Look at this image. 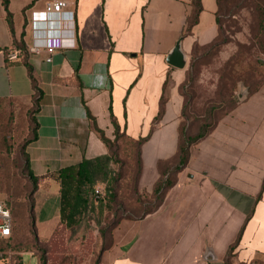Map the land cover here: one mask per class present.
<instances>
[{"label":"crops","instance_id":"obj_1","mask_svg":"<svg viewBox=\"0 0 264 264\" xmlns=\"http://www.w3.org/2000/svg\"><path fill=\"white\" fill-rule=\"evenodd\" d=\"M47 1L9 0L10 29L0 0V98L31 104L28 70L16 59L6 61L5 51L14 50L13 41L28 44L29 13L41 11ZM65 1L73 15V47L53 52L49 62L46 52L28 53L42 91L37 139L26 148L30 168L40 178L36 225L59 220L53 176L61 168L108 155L99 131L112 141V119L126 137L147 138L139 186L152 191L157 163L176 154L182 120L186 69L167 65L166 55L180 39L188 58L194 45L206 46L217 34L215 0H201L198 22L185 36L191 0ZM262 186L264 80L191 148L187 166L154 212L119 223L104 264H224L244 221L232 264H264Z\"/></svg>","mask_w":264,"mask_h":264},{"label":"rangeland","instance_id":"obj_2","mask_svg":"<svg viewBox=\"0 0 264 264\" xmlns=\"http://www.w3.org/2000/svg\"><path fill=\"white\" fill-rule=\"evenodd\" d=\"M218 3V37L186 58L182 89L185 132H195L200 119L210 126L233 108L240 95L248 93V85L254 88L264 80V55L255 48L249 53L246 50L255 44L252 31L256 18L251 6L241 0ZM236 53L241 54L239 58ZM237 58L238 64L231 67ZM231 70L238 71V75ZM29 106H18L19 124L23 122L22 109ZM9 140L0 150V202L14 206L13 233L0 240V264H104V254L115 243L114 231L119 223L124 219L138 220L143 211L152 209L157 202L152 192L139 186L142 167L139 170L136 162V145L120 138L111 148L114 158L104 180L105 184L117 181L115 202L93 204L91 213L73 230L59 227L57 221L36 225V217L32 224L25 200L28 188L18 147L20 139ZM50 226H54L52 231Z\"/></svg>","mask_w":264,"mask_h":264},{"label":"trees","instance_id":"obj_3","mask_svg":"<svg viewBox=\"0 0 264 264\" xmlns=\"http://www.w3.org/2000/svg\"><path fill=\"white\" fill-rule=\"evenodd\" d=\"M216 1V12H215V23L217 26V34L214 40L211 42L213 43L215 39L218 37L220 26H219V17H218V7L219 3L218 0ZM244 4H248L251 6L253 16L256 18V23L252 31V39L255 41V44L252 45L250 48L246 49L247 52H251L252 49H256L258 53L264 55V0H241ZM2 4L4 10L7 14V19L10 24L11 29V14L8 11V4L9 0H2ZM190 13L186 17L185 22V30L182 36L188 35L190 30L193 26H195L198 22V15L202 10L201 0H191L190 3ZM210 43V44H211ZM208 44V45H210ZM206 45V46H208ZM197 44L193 46L192 53H195L198 49ZM12 49L17 51L16 61L22 63L28 70V75L32 81L34 95L31 100V104L29 107L22 109L23 110V122L19 124L18 117L20 108L18 106L21 102L13 99H4L0 98V150L4 149V144L9 139L18 138L20 139L19 153L22 157V170L24 172V176L27 182V193L25 196L26 200V207H27V214L28 218L30 219L31 223L35 221L34 219V207H35V200L34 194L38 189L39 180L40 178L32 172L29 163V157L26 153L27 146L37 139V129L38 124L35 119V114L39 110V101L42 97V91L38 87V82L35 76L32 73V67L28 63V50L26 44L22 39L18 41H13ZM9 51H5L6 61L8 60ZM241 54L236 53V57H240ZM234 60L231 67H234L238 64L239 59ZM232 73H236L238 75V71L231 70ZM245 74V73H244ZM242 73V76L244 75ZM245 79V75L243 76L242 80ZM186 80V79H185ZM262 83V82H261ZM185 84V81H184ZM184 84L180 88V92L182 94V89ZM261 86L258 85L257 87H253V85H248V95L254 93L258 88ZM183 96V94H182ZM165 102V98L162 95L160 99V110L158 112V118L161 116L163 112V104ZM238 102H236L237 104ZM233 106V108L236 106ZM183 105H184V97H183ZM233 108H231L228 112L222 115L216 122L212 123L208 126L204 119H200L195 132L184 131L182 128V120L183 116L181 113L182 120L180 121V126L178 130V145L177 151L173 158L165 161H159L157 163V171L159 177L155 182L152 193L157 202L152 209L147 211H143L138 219L143 218L144 216L151 214L154 212L162 203L164 195L167 190H169L177 180V175L185 168L188 164L190 150L191 148L203 140L206 136H208L212 130L215 128L218 121L227 115ZM183 110V107H182ZM21 113V112H20ZM19 124V125H18ZM112 124L114 126V139L112 141L106 139L102 132L99 131L100 137L104 144L108 149V155L96 157L94 159H85L83 158L79 163L67 167L61 168L54 176V180L58 184V194H59V220L58 224L59 227L73 230L75 229L83 217L89 215L91 210H93V204L98 202H105L111 203L115 202L116 193H115V184L117 183L116 180L111 181L109 184H105L104 180L108 177V164L110 161L113 160V152L111 151L114 144L118 143L120 138H124L126 142L134 143L136 145V162L139 165V170L142 167L141 162V145L147 138H142L139 140H132L126 137L124 134L119 133L118 127L115 124L114 120L112 119ZM171 174V178L169 177ZM98 183L103 188V194L99 199H94L93 189L94 184ZM264 189V186L261 187V191ZM4 206L8 209L11 218V233L8 238L11 237L13 233V205L9 203L8 206L4 204ZM245 222L240 227L235 240L232 244L228 247L226 252V257L224 259V264H232V258L236 247L240 241V237L242 235ZM6 238V239H8ZM3 240V239H0Z\"/></svg>","mask_w":264,"mask_h":264},{"label":"built area","instance_id":"obj_4","mask_svg":"<svg viewBox=\"0 0 264 264\" xmlns=\"http://www.w3.org/2000/svg\"><path fill=\"white\" fill-rule=\"evenodd\" d=\"M69 4L65 0L47 1L41 11H31L27 19L29 42L26 45L28 53L40 54L46 52V61L57 50L73 47V15L67 12ZM69 23V27L64 26ZM17 51L8 55L9 60H15ZM94 199L103 194L100 185L94 186ZM11 233V218L8 209L0 202V239H6Z\"/></svg>","mask_w":264,"mask_h":264},{"label":"water","instance_id":"obj_5","mask_svg":"<svg viewBox=\"0 0 264 264\" xmlns=\"http://www.w3.org/2000/svg\"><path fill=\"white\" fill-rule=\"evenodd\" d=\"M165 62L167 65L176 69H183L185 67L186 57L181 52L180 39L175 42L171 51L166 55Z\"/></svg>","mask_w":264,"mask_h":264}]
</instances>
